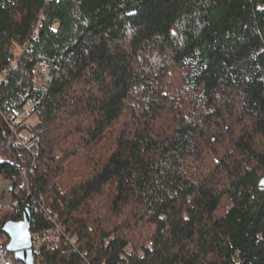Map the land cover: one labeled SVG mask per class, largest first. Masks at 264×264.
I'll use <instances>...</instances> for the list:
<instances>
[{"label":"trees","instance_id":"16d2710c","mask_svg":"<svg viewBox=\"0 0 264 264\" xmlns=\"http://www.w3.org/2000/svg\"><path fill=\"white\" fill-rule=\"evenodd\" d=\"M3 71L0 172L28 99L38 154L1 222L30 189L77 238L36 264H264V0H0Z\"/></svg>","mask_w":264,"mask_h":264},{"label":"built area","instance_id":"2783aa9c","mask_svg":"<svg viewBox=\"0 0 264 264\" xmlns=\"http://www.w3.org/2000/svg\"><path fill=\"white\" fill-rule=\"evenodd\" d=\"M45 2H49L52 0H44ZM44 68L47 69L45 64H42ZM16 64H12L11 68H15ZM5 71H3L0 75V84L4 80ZM34 102L32 99L26 100L23 107L16 112H14V115L9 116L8 125H11L12 134L15 140L16 144L21 145L26 152L31 157V163L27 170H24L19 177V183L17 185H13L12 182L8 179L7 176L4 175L3 172H0V175L3 176V178H7L10 182L8 184V188L2 189L0 188V264H21L20 261L16 260L13 256V253H11L7 247V239L8 237L3 236V232L1 231V220L5 214L11 213L14 211V206L12 203L13 198L18 194L21 187L27 185V174L30 173L33 168L36 165L37 162V154H38V140L31 138V135L24 130H21L17 128V123L21 121V119H24L27 117L30 112L33 110ZM27 194L29 198L27 197L24 200V205H29V210L31 212V215L33 212L36 211V209H40L43 213V220L47 223L48 227L41 230L36 229L34 231H31V250L33 252V260L34 263H39L41 261L40 251L41 248L44 246L48 247H56L57 245H67L73 246V243L77 240L75 236H72L69 231L66 230V228L61 225L58 222V215L56 212L51 211V209L46 205L45 201L40 198L36 199L35 197L31 196V190H27ZM109 241V238L106 239V242ZM152 246V240H148L142 247L138 248L136 251L133 249V246L131 243H127L125 246V255L129 256L132 254H136L139 258H144L147 254V251ZM82 257H87L88 253L87 251L82 252ZM85 264H92L89 261H85ZM96 264H107L106 261H100Z\"/></svg>","mask_w":264,"mask_h":264},{"label":"water","instance_id":"95a60500","mask_svg":"<svg viewBox=\"0 0 264 264\" xmlns=\"http://www.w3.org/2000/svg\"><path fill=\"white\" fill-rule=\"evenodd\" d=\"M138 6L132 10L129 15L133 16L137 13ZM264 186V178L259 182ZM31 221L32 215L29 205L23 206L22 217L18 220H5L1 224V231L8 236L6 244L7 249L13 253L16 260L22 264H35L33 260V252L31 246Z\"/></svg>","mask_w":264,"mask_h":264},{"label":"rangeland","instance_id":"374dc122","mask_svg":"<svg viewBox=\"0 0 264 264\" xmlns=\"http://www.w3.org/2000/svg\"><path fill=\"white\" fill-rule=\"evenodd\" d=\"M15 53H16V55H19L20 53H21V51H22V48H20V47H18V46H16L15 48ZM47 69L46 68H44V66L42 65V64H39L36 68H35V70H34V85H35V87H37V88H43L44 87V84H45V80L47 79ZM19 110V109H18ZM13 113V112H12ZM4 117H5V119L6 120H8L9 119V116H7V114H5V115H3ZM36 121V116H35V114L32 112L31 114H29L27 117H25L24 119H21V121L20 122H18L17 123V125H18V128L19 129H22V130H24L25 132H27V133H29L28 131H26V129H23V128H21V126L23 125V123L24 122H26V123H30V124H34V122ZM7 124V128L9 129V131H11L12 132V130H11V125L12 124H10V126L8 125V123H6ZM30 134V133H29ZM31 135V134H30ZM8 184H10V182H9V180L7 179V178H3V176L2 175H0V188H2V189H7L8 188ZM3 236L5 237H8L5 233H3Z\"/></svg>","mask_w":264,"mask_h":264}]
</instances>
